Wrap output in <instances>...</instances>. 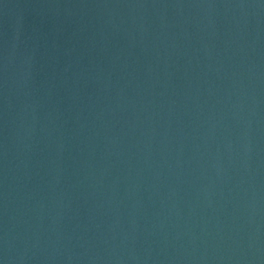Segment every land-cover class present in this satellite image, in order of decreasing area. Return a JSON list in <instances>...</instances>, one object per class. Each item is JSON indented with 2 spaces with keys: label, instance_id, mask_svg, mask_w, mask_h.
Returning <instances> with one entry per match:
<instances>
[{
  "label": "water",
  "instance_id": "obj_1",
  "mask_svg": "<svg viewBox=\"0 0 264 264\" xmlns=\"http://www.w3.org/2000/svg\"><path fill=\"white\" fill-rule=\"evenodd\" d=\"M0 264H264V0H0Z\"/></svg>",
  "mask_w": 264,
  "mask_h": 264
}]
</instances>
